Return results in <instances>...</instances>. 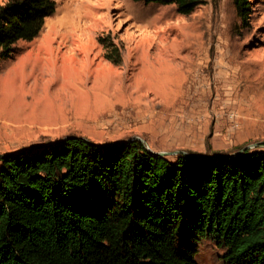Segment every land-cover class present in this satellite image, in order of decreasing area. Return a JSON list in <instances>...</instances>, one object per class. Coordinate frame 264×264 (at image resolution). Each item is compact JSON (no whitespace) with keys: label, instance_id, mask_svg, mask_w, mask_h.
<instances>
[{"label":"rangeland","instance_id":"374dc122","mask_svg":"<svg viewBox=\"0 0 264 264\" xmlns=\"http://www.w3.org/2000/svg\"><path fill=\"white\" fill-rule=\"evenodd\" d=\"M55 3L38 35L0 58V154L68 134L140 137L170 159L262 148L264 0L251 1L246 20L233 0H202L187 14L174 3ZM105 35L121 47L119 63L103 56ZM219 60L232 70L225 80L215 79ZM221 253L204 238L195 259L223 264Z\"/></svg>","mask_w":264,"mask_h":264},{"label":"trees","instance_id":"16d2710c","mask_svg":"<svg viewBox=\"0 0 264 264\" xmlns=\"http://www.w3.org/2000/svg\"><path fill=\"white\" fill-rule=\"evenodd\" d=\"M174 3L191 12L202 0ZM252 0H233L246 20ZM55 0L0 3V58L31 40ZM103 56L120 46L99 36ZM262 148L173 159L138 139L92 142L68 134L0 157V264H198L211 239L223 264H264Z\"/></svg>","mask_w":264,"mask_h":264},{"label":"bare ground","instance_id":"6f19581e","mask_svg":"<svg viewBox=\"0 0 264 264\" xmlns=\"http://www.w3.org/2000/svg\"><path fill=\"white\" fill-rule=\"evenodd\" d=\"M196 66L199 67L200 65L196 63ZM231 72L232 70H231L230 65H228L227 62H224V60H219L217 62V71L215 72V79L225 80L230 76ZM199 80H200V73L197 69L195 72H193L190 84L188 85L189 88L193 89L192 90L193 94L198 93L199 85H196L195 83H197Z\"/></svg>","mask_w":264,"mask_h":264},{"label":"water","instance_id":"95a60500","mask_svg":"<svg viewBox=\"0 0 264 264\" xmlns=\"http://www.w3.org/2000/svg\"><path fill=\"white\" fill-rule=\"evenodd\" d=\"M132 139H138V140H140L142 143H143V145H144V141H143V139L142 138H140V137H134V138H132ZM86 140H88V139H86ZM88 141H90V140H88ZM254 145V144H253ZM252 145V146H253ZM145 146V145H144ZM248 147H250V145H245V146H243L242 148H240V149H238V150H236L235 151V153H238V152H241V151H243L244 149H246V148H248ZM145 148L148 150V151H150V152H152V153H155V154H158V155H167L169 152H167V151H154V150H152L151 148H149V147H147V146H145ZM185 154H188V155H190V156H192V154H190V153H187V152H184ZM6 153H2V154H0V157H2V156H4Z\"/></svg>","mask_w":264,"mask_h":264}]
</instances>
